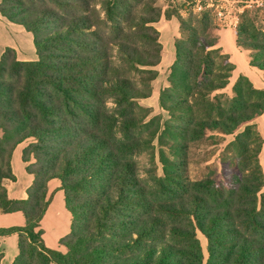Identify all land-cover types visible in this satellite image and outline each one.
<instances>
[{"label": "trees", "instance_id": "obj_1", "mask_svg": "<svg viewBox=\"0 0 264 264\" xmlns=\"http://www.w3.org/2000/svg\"><path fill=\"white\" fill-rule=\"evenodd\" d=\"M90 1L0 3L1 15L33 35L38 56L23 62L7 48L0 59V215L21 213L26 220L23 227L0 228V246L2 238L18 236L13 264H264V196L259 197L264 190L259 161L264 142L255 129L264 116V90L241 75L234 98L219 97L236 66L218 46L215 17L207 11L191 12L188 19L177 14L182 37L171 70V106L164 102L163 107L181 120L192 113L190 101L197 104L194 113L199 111L200 119L193 121L191 136L202 137L206 130L238 133L244 172L230 192L205 181L190 193L180 174L185 172L181 157L186 146L176 143L171 150L177 163L163 160L165 178L157 183L175 202L159 204L158 210L196 226L169 228L160 217L144 218L149 206L145 186L133 163L123 160V143L107 130L116 127V120L106 101L112 96L123 108L119 133L142 128L133 111L136 101L148 96L126 75L143 67L150 84L157 78L154 68L161 63L162 46L152 26L160 15L141 18L136 37L128 38L134 30L126 33L123 27V43L116 44L122 67L111 61L106 36L94 32ZM99 3L109 22L117 21L115 12L122 7L113 8L109 0ZM129 8V0H123V20L134 18ZM240 20L238 45L251 53L252 67L264 74V8L246 9ZM126 38H143L149 49L141 52ZM120 72L123 79L111 76ZM139 141L127 147L136 151ZM26 142L22 160L34 181L27 199H11L5 182L17 181L13 158ZM53 181L60 182L72 216L71 232L60 241L66 252L49 249L44 240L42 223L52 204ZM198 232L208 242V260ZM4 258L0 253V264Z\"/></svg>", "mask_w": 264, "mask_h": 264}, {"label": "rangeland", "instance_id": "obj_2", "mask_svg": "<svg viewBox=\"0 0 264 264\" xmlns=\"http://www.w3.org/2000/svg\"><path fill=\"white\" fill-rule=\"evenodd\" d=\"M99 1L103 0H97L96 2L94 0L90 1L91 11L89 16L92 19L93 26H95L94 32L101 35L103 33L106 36V40L111 47V61H114L122 67L120 52L118 51L119 46L117 45L123 43V27H125L126 33L129 32V29L134 30L133 33L127 35L129 36L128 38H132L133 36L136 37L139 35L135 33L137 32L136 28L139 27L141 18L149 19L157 13L160 15L158 18L159 22L152 26L158 32L160 44L162 46L161 63L154 68V71L158 74L157 78L150 84L147 81L148 73L144 71L148 69L143 67H139L137 71L132 70L126 75V78L132 82L135 89L145 92L148 96L144 100L136 101L137 105L133 111L134 117L142 121L143 126L140 130H134L129 135H126L125 130H123V133H119L123 120V108L116 104L117 102L112 99V96H109L108 98L106 97L107 110L110 111L113 119L116 120V127L107 128V130L116 137L119 144L123 143V160H128L133 163L136 167L135 170L140 179V183L145 186V192L150 201L148 200V210L144 213L143 217H160L169 228L177 226L189 230L193 229L196 226L193 221L174 217L171 218L168 214L162 216L158 210L159 204L175 202V200L164 196L157 185L160 179L165 178L163 160L177 163V158L171 150L175 149V144L186 146V148H183L184 154L181 157L183 158L181 161L186 165L184 167L185 172L182 174L180 171V174L183 177L182 181L184 186L189 189L190 193L196 191L194 190L195 184L205 181L212 182L220 191L230 192L232 189L235 190L243 169L242 165H240V163H242L240 157L241 149L236 141L238 133L234 135H225L215 130H206L202 137L200 135H196V137L191 136V129L194 128L193 121L200 119L199 111H196L197 114L194 113L197 104L190 101V106L193 107L192 113H188L189 115H182L183 117L181 120L175 119L169 111L163 107L164 102H166L168 106H171L168 97V95L172 93L170 84L171 70L177 59V41L181 40L182 37L180 22L176 16L178 14L182 18L188 19L191 12L194 13L193 9L189 7L191 0H129L130 14L132 13L134 18H126L125 20H123V0H109L113 8L122 7V11L118 9L115 12V14L117 13V21L114 23L109 22L107 12L99 5ZM216 2H218V0ZM221 4H225L230 11L229 14H226L227 20H221L217 15L216 9H209L206 11L215 17V21L218 25L217 28L219 31L215 32L214 36L220 39L219 48H223L221 38L223 33H225L223 36L224 53L225 51L231 53V62L236 66V70L233 77L230 79L229 87L217 94L219 97H223V99L228 97L234 98L233 90L241 75L249 78L257 89L264 90V74L252 67L251 53L238 45L237 37L241 24L240 18L245 10L256 11L260 8H264V0H223ZM247 4H249L248 8L245 7ZM259 5H263V7ZM102 21L105 24H100ZM10 23L14 24L12 22ZM2 31H4V29ZM3 35L7 38V34ZM10 38L16 41L13 42L12 45H15L18 49L10 46L5 48L1 47L0 59L4 51L7 48H11L16 51L20 61L24 62L26 60L32 62L38 60L33 35L27 32L25 28L21 26L20 28L10 26ZM127 41L141 52H145L149 49L143 38H136L133 39V41L127 39ZM240 51L242 53H240ZM116 67L120 66L116 65ZM119 74H121V72ZM122 74L111 76H120L119 78L123 79ZM143 82L150 84V89H148V85ZM255 129L259 132L264 142V116L255 122ZM180 135L183 136L182 139L176 137ZM137 140L140 141L138 142L139 145L136 151L127 147ZM28 144L29 142H26L23 148H26ZM259 161L264 171V145L259 154ZM25 168H27V165H25ZM17 174H19L20 177V187H27L31 181L28 173L26 171L24 172L23 169L22 171L17 169ZM245 174L247 175V173ZM57 184H59V182H54V184L51 185L52 189H50V196L54 202L49 212L50 215L48 214L49 216L44 223H42V228L45 231L44 240L46 246L52 250L66 252V250L60 248V239L58 238L60 236L65 238L70 233V230L69 232L66 231L68 229V221L70 220L65 213L67 212L65 195L56 196L59 191H53L54 188L58 187ZM261 196H264V190L259 193V197ZM197 236L202 243L205 258L208 260V242L200 232H198ZM6 262L5 264H9V261Z\"/></svg>", "mask_w": 264, "mask_h": 264}, {"label": "crops", "instance_id": "obj_3", "mask_svg": "<svg viewBox=\"0 0 264 264\" xmlns=\"http://www.w3.org/2000/svg\"><path fill=\"white\" fill-rule=\"evenodd\" d=\"M0 2H1V0H0ZM10 26L20 28V25L11 24L4 16H2L0 14V54H1V50H2L1 47L5 48V47L10 46V47H14V48L18 49V47H16L15 45H12V43L16 42V41L14 39L10 38ZM3 29H4V31H2ZM15 29H18V28H15ZM3 34H7V38H5V36ZM224 34L225 33H223L222 38H221L223 50H225L224 49L225 47L223 45ZM219 44H220V41H219ZM225 53H228L231 55V53H229V52L225 51ZM240 53H242V52L240 51ZM231 58H232V55H231ZM23 150H24L23 146L19 147L16 150V152L14 154V158H13V171H14V174L17 178V181L16 182H8V181L5 182V186L9 191L10 198L16 199V200H25L28 198V190L34 181V177L32 175L28 174L29 177L31 178L30 184L25 188H23L22 186L20 187V184H19L20 177H19V174H17V169L21 170V171L23 169L24 172L26 171L25 164L23 163V160H22ZM54 182H59V181L51 182L50 183V189H52L51 185L54 184ZM57 185H58V187L54 188L53 191H55V190L59 191L56 196H62L64 194V192L60 190V187H61L60 182ZM53 202L54 201H52L51 207H50L44 221L50 215L49 212L53 206ZM66 211H67V209H66ZM65 213H66L67 218L70 220V221H68V226H67L68 229L66 228L67 229L66 231L69 232V230H70V232H71L72 216L68 211ZM44 221H43V223H44ZM25 223H26L25 217L21 213L0 215V228L23 227L25 225ZM44 237H45V235H44ZM63 238L64 237L60 236L58 239H60L59 241H61ZM0 253H4V255H5V258H4L2 264H5L6 261L7 262L9 261V264H13L15 258L18 256V253H19V251H18V236L14 235L11 237L2 238L1 239V246H0Z\"/></svg>", "mask_w": 264, "mask_h": 264}, {"label": "built area", "instance_id": "obj_4", "mask_svg": "<svg viewBox=\"0 0 264 264\" xmlns=\"http://www.w3.org/2000/svg\"><path fill=\"white\" fill-rule=\"evenodd\" d=\"M216 1L217 0H191L189 7L192 8L194 13L196 14H202L206 12V10H209V9H216L218 17L221 20H227L226 14H229L230 12L229 9L227 8L225 4H221L223 0H218V2ZM259 6L263 7V5H259ZM245 7L248 8L249 4H247V6Z\"/></svg>", "mask_w": 264, "mask_h": 264}]
</instances>
